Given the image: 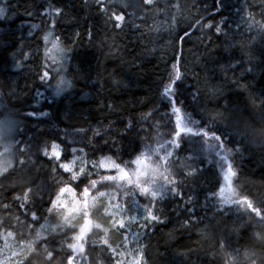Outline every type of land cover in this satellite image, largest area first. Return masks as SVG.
Segmentation results:
<instances>
[{"label": "trees", "instance_id": "16d2710c", "mask_svg": "<svg viewBox=\"0 0 264 264\" xmlns=\"http://www.w3.org/2000/svg\"><path fill=\"white\" fill-rule=\"evenodd\" d=\"M127 2L132 7L111 9L125 15L126 26L118 30L114 23H106L95 0H0V119L13 123L11 163L0 173V232L10 231L11 242L19 241L15 246L24 248L19 264H65L61 252L48 259L51 249L43 247V238L66 243L72 232L65 225L81 229L87 215L65 223L56 202L52 214L45 211L44 186L55 191L63 186L60 181L69 182L70 174L61 169L51 172L55 162L40 154L44 143L48 142L49 150L51 141L61 144L65 151L61 162L71 159L72 148L83 149L74 154L84 158L77 163L78 170L105 155L118 158L117 162L130 161L182 133L180 147L173 153L172 145L162 164L169 178L186 180L181 186L185 199L169 194L157 205L166 220L142 238L147 264H264V221L257 219L264 211V0H219V4L199 0L196 8L191 7L193 0H179L185 6L179 28L193 34L182 43L176 41L175 50L170 24L176 10L165 7L168 0L148 6L143 0ZM56 7L63 9L62 15L55 16ZM46 9L50 15H44ZM201 16L203 23L213 25L223 19L227 35L216 33L215 27H188ZM51 19L57 21L54 29ZM24 22L38 25V31L25 35L18 29ZM48 31L72 49L64 65L67 85L60 90L55 89L57 76L51 81L39 79L42 66L51 63L38 51L43 45L50 48V43L42 42ZM181 56L186 79L178 85L177 100L187 115L178 111L174 122L169 100L160 89L162 80H168L173 57L180 60ZM129 119L136 126L125 132ZM202 129L222 136L224 147L202 135ZM96 130L100 135H95ZM8 150L1 153V161ZM224 156L238 169L234 183L239 196H249L259 211H250L251 204L227 205L219 197L208 199L222 182L219 167L227 164ZM192 167L200 169L198 174L184 177ZM100 172L98 180H103L107 171ZM233 175L224 185V199H239L230 192ZM72 186L79 195L82 183L79 187L72 182ZM115 187L94 194L90 204L97 209L94 216L88 209L93 228L107 232L106 212L112 206L101 208L99 197L114 201L119 194ZM28 189L36 205L31 210L41 217L38 222L26 216L20 201L14 199ZM65 191L78 199L71 187ZM140 202L148 203L143 198ZM5 205L10 209L5 210ZM186 208L194 209L195 215L189 217ZM197 218L199 223L181 227L185 220ZM104 232H96L92 239ZM109 235L114 246L120 243L119 234ZM98 254L100 248L89 243L86 264H96ZM103 255L106 264H114L107 253Z\"/></svg>", "mask_w": 264, "mask_h": 264}, {"label": "snow or ice", "instance_id": "6c2138e0", "mask_svg": "<svg viewBox=\"0 0 264 264\" xmlns=\"http://www.w3.org/2000/svg\"><path fill=\"white\" fill-rule=\"evenodd\" d=\"M96 4L100 7L101 13L106 16V23L111 22L114 23L115 28L118 30H123L126 26L125 24V15L121 12L117 14L114 9L117 5L119 7H123L125 9L132 7L131 4L127 2V0H95ZM155 0H143V4L145 6L154 4ZM219 4V0H217ZM199 0H193L191 7L196 8ZM165 7L171 11L172 9L176 10V15L172 17V23L170 24V30L174 32L172 35V41L174 45V50L176 48V41H180L181 43L187 39H190L192 36V32L187 29L179 28L180 18L183 17L184 7L179 3V0L175 4L172 3V0H168V3ZM111 10V12H110ZM55 16H60L63 14V9L56 7L53 9ZM110 13V14H109ZM3 10L0 9V18H2ZM199 14V9H197V15ZM215 14V13H213ZM44 15H50L49 11L46 9ZM133 15V14H130ZM205 18L201 16L199 19H195V24H189V28L200 27L203 29H212L215 27L216 33H222L225 36L227 32H224L222 25H224V20L222 19L219 24L213 25L211 22L203 23ZM57 21L55 19L50 20V28H55ZM131 23V21H129ZM134 27L139 28V26L133 25ZM32 28L37 29L39 26L33 24ZM180 32H183V35H180ZM42 42L45 44L50 43L51 47L46 48L44 52V56L47 57L48 60L51 61L50 64L43 65V71L39 73V79L43 81H51L56 78V76H60V79L55 87L56 90H60L65 83L66 69L64 67L65 64L69 63V56L66 53H69L72 49L65 47L59 36H54L52 31L46 32L42 36ZM175 61L172 63L171 68L168 72V80L161 82V94L164 97H167L169 100L170 111L174 116V122L176 121V113L179 111L183 115H187L183 112L182 106L177 100V92L178 85L183 83L186 79V75L183 67V57H180V60H177L176 57H173ZM64 73L63 76L60 74ZM55 74V75H53ZM71 83V81H68ZM241 88L245 86L241 85ZM197 93L199 90L197 89ZM111 107V105H109ZM147 115H151L148 113ZM167 115V113H166ZM136 126V121L134 119H129L125 122V132L132 130ZM78 132H83L84 129H77ZM191 131V129H188ZM201 134L206 137H212L218 141H220L221 148L224 147V139L222 136L217 135V133H211L206 129L201 130ZM95 135H100V131L96 130ZM182 133L174 134V138L170 143L173 145V153L175 149L180 147V136ZM107 143V141H105ZM77 151H83V149L72 148L71 153L73 154L71 159L68 162H61L62 157L65 156V151L62 149L60 143L56 140L51 141V149L49 150L48 142L44 143L42 146L40 154L50 161H54V166L51 168L52 173H56L57 169L63 170V172L70 174L69 182L64 183L60 181V184L63 186H57L55 191H50L47 188V185L44 186V195L48 196L47 205L48 207L45 209L47 213L52 214L54 209V204L57 199L66 195L65 188L71 187L73 191L77 194V188L72 186V182H77V186L81 185L82 189L80 193L91 191L92 194H95L102 185L114 184L115 180H103L99 181L98 177L102 176L100 170L104 171H112L115 174L118 169L116 167H106L102 165L103 161L111 160L114 161L115 164L120 165L124 168L125 172L131 176L135 173L137 176L141 175V172H137L136 169L141 164L143 160L147 159L146 153H139L134 159L130 161H121L117 162L118 158H113L111 155H105L99 158L98 160H93L90 164L88 162L80 165L78 170H75L77 167V161L84 160L82 156L74 155ZM171 155V154H170ZM227 160V164L220 169L221 180L222 182L218 184L217 190L210 194L208 199L212 197H219L222 200V203L231 205L233 203L236 204H251L252 208L250 211L257 212L259 211L256 208L255 202L247 195L239 196V190L235 188L234 179L238 177V169L235 166L234 161L228 160L227 156L222 157ZM200 171L197 167H192L190 171L184 173V177L186 178H194L198 172ZM112 174L111 176H115ZM230 174H234L232 176L233 184L230 189V192L233 196H239V199H224L225 188L224 185L228 181ZM95 177V178H94ZM86 181V182H84ZM95 182V183H94ZM121 183H126L132 191L125 192L123 194H117L115 196V200L106 199L105 196H100L99 199L101 201V208H109L112 206V210L109 211L106 215V219L109 222L107 232H104L103 228L95 229L89 228L87 232L83 235L80 234V229L78 227H74L70 224L65 225L66 230H70L72 232L71 237H69L66 243H60L55 239H49L47 236L43 238V247L45 249H51L48 259L51 260L56 252H61L64 254L65 264H86L87 256L86 250L89 243L93 246H98L100 248V254H98L96 264H106L104 253L114 260V264H147L146 252L147 248L142 243V238L147 234L148 229L152 228L156 224L164 223L166 218L163 214V209L158 207L161 201L165 199V197L169 194L184 200V192L182 189V185L185 184L186 180L184 178L177 179L175 176L171 178L165 177V183L160 187L159 191H155L152 188H149L148 191H145L143 187L139 184H134L130 180L128 181H120ZM80 187V186H79ZM28 192L30 189L26 190L23 196H17L14 199L20 201L19 208L24 211V214L27 216L30 214L33 222H38L41 217L37 216L36 211H32V208H35V200L29 199ZM79 193V194H80ZM44 195L40 197V200H44ZM78 195V194H77ZM121 197L124 198V202L121 201ZM135 197V199H133ZM143 198L147 200L148 203H141L140 199ZM130 201V202H129ZM193 202V197L189 196L187 198V203L191 204ZM5 210L10 209V205H5ZM90 215L95 214L97 211L96 208H92L90 206ZM189 214V217L195 215L194 209L186 208ZM135 213V214H131ZM259 221H264V211H261L257 216ZM201 218H197L195 221L185 220L182 224V228H187L190 226V223H199ZM104 232L103 235L99 236L97 239L93 240L92 237L96 232ZM119 234L122 239L119 244L114 246V242L110 241V233ZM0 236H3L6 243L4 248H0V256L3 255L5 249L10 251L12 244L7 243L8 239L14 238V234L10 233V231L0 232ZM55 241V244H53ZM19 241L15 242L18 246ZM59 245L57 247L56 245ZM135 245V247H132ZM14 255V253H11ZM10 258L0 259V264H9ZM19 264V262H17ZM90 264V262H88Z\"/></svg>", "mask_w": 264, "mask_h": 264}, {"label": "rangeland", "instance_id": "374dc122", "mask_svg": "<svg viewBox=\"0 0 264 264\" xmlns=\"http://www.w3.org/2000/svg\"><path fill=\"white\" fill-rule=\"evenodd\" d=\"M33 24H34L33 22H24L19 24L18 29L23 31L25 35H28L35 31L37 32L39 27L37 29L32 28L31 26ZM38 51H40V53L44 55L45 46L43 45L42 47H38ZM59 79L60 76H57V80L55 83L56 85ZM65 83H67L66 79H65ZM64 85L63 88H65L67 84L65 86ZM12 128H13L12 121L8 122L5 119H0V155L2 152L7 151V149L9 148L7 154L4 156L3 161H1L2 157L0 156V173L5 171L8 165L11 163V151L13 144L12 132H11ZM171 149H172V143H169V141H165L164 143L155 146V148L142 151L141 153L147 154V159L143 160L136 169L137 172L142 173L139 176H137L135 173L129 176L125 172L124 168H122L121 166L116 167L118 169L116 174L112 171H107V173L103 177V180H115L116 183L104 185L105 188L101 187L97 192H102L103 190H109L107 188L112 186L114 187L116 186L115 188L119 194L132 191L133 189H130L126 183L120 182L122 180L123 181L130 180L134 184H139L141 187H143L145 191H148L149 188H152L158 192L160 187L165 183V177L167 176L166 168L162 163L167 158L166 155L170 152ZM77 163L81 164V161H77ZM102 165L109 168L115 167L114 164L109 161H103ZM112 174H115V176H111ZM103 180H99V181H103ZM65 193L66 195H62L57 199L56 201L57 208H62L64 212L63 218L65 219V223H72V221L77 217L81 216L82 213L83 214L85 213V215H87L85 224L82 225V228L80 229V234L83 235L87 232L89 228H93L92 223H90V221L88 220V209L92 202V198L94 194H92L91 191L89 190L88 192L80 193L78 195V199H76L74 198L73 193H71L70 191H65ZM82 209H84V212L82 211ZM111 210L112 207H110L107 210L106 214ZM131 214H135V213H131ZM1 239H3V241L0 242V248H4L6 241L3 237ZM7 243L12 244L11 253H14V255L11 254L10 251L5 249L3 255L0 256V259L10 258L9 264L12 263L16 264L17 262L20 263V254L23 252L24 248H17L15 246V243L11 242L10 238L8 239Z\"/></svg>", "mask_w": 264, "mask_h": 264}]
</instances>
